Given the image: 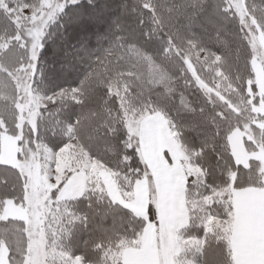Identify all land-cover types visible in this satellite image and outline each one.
<instances>
[{
  "label": "snow or ice",
  "instance_id": "6c2138e0",
  "mask_svg": "<svg viewBox=\"0 0 264 264\" xmlns=\"http://www.w3.org/2000/svg\"><path fill=\"white\" fill-rule=\"evenodd\" d=\"M0 264H264V0H0Z\"/></svg>",
  "mask_w": 264,
  "mask_h": 264
},
{
  "label": "trees",
  "instance_id": "16d2710c",
  "mask_svg": "<svg viewBox=\"0 0 264 264\" xmlns=\"http://www.w3.org/2000/svg\"><path fill=\"white\" fill-rule=\"evenodd\" d=\"M213 35H214V33H212ZM214 50H215V48H214ZM202 258V257H201Z\"/></svg>",
  "mask_w": 264,
  "mask_h": 264
}]
</instances>
